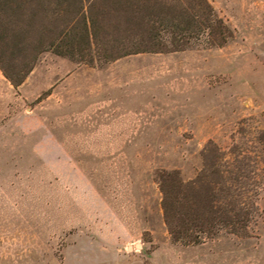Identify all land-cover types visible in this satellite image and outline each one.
Masks as SVG:
<instances>
[{"label": "rangeland", "instance_id": "obj_1", "mask_svg": "<svg viewBox=\"0 0 264 264\" xmlns=\"http://www.w3.org/2000/svg\"><path fill=\"white\" fill-rule=\"evenodd\" d=\"M209 1L222 47L94 65L43 51L17 89L0 69V264H264V0ZM216 155L258 180L247 235L174 241L158 173L188 182Z\"/></svg>", "mask_w": 264, "mask_h": 264}, {"label": "trees", "instance_id": "obj_2", "mask_svg": "<svg viewBox=\"0 0 264 264\" xmlns=\"http://www.w3.org/2000/svg\"><path fill=\"white\" fill-rule=\"evenodd\" d=\"M232 37L209 0H0V69L14 89L43 51L94 65L144 52L222 47ZM26 48L29 61L5 65L7 52ZM219 157L206 159L188 182L177 171L158 173L163 218L174 241L199 244L221 231L247 235L258 180L251 181L237 158L224 175Z\"/></svg>", "mask_w": 264, "mask_h": 264}]
</instances>
